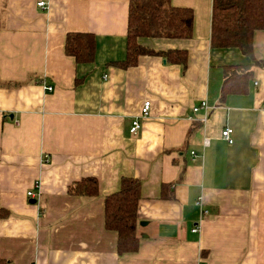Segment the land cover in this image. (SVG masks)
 Returning <instances> with one entry per match:
<instances>
[{"label": "crops", "instance_id": "0c3cea01", "mask_svg": "<svg viewBox=\"0 0 264 264\" xmlns=\"http://www.w3.org/2000/svg\"><path fill=\"white\" fill-rule=\"evenodd\" d=\"M129 3L0 0V205L10 212L0 219V264H264V69L222 100L224 68L253 62L212 48L213 0H171L193 9L191 39L139 40L186 51V67L161 55L114 64L127 56ZM77 33L95 37L92 63L66 54ZM253 44L264 60V31ZM202 101L204 121L205 111L193 114ZM85 178L97 179L98 196L70 195ZM125 178L141 182L140 243L120 255L104 206Z\"/></svg>", "mask_w": 264, "mask_h": 264}, {"label": "trees", "instance_id": "16d2710c", "mask_svg": "<svg viewBox=\"0 0 264 264\" xmlns=\"http://www.w3.org/2000/svg\"><path fill=\"white\" fill-rule=\"evenodd\" d=\"M264 31V0H213L211 12V46L215 49H239L253 65L224 68L222 100L231 94L245 93L252 80L254 67L264 69V60L254 57V34ZM194 11L174 7L171 0H130L127 29V56L117 64L124 68L136 65L141 56L161 55L169 63L186 67L188 53L184 50L159 52L140 44V39L188 40L193 37ZM96 49L92 34H70L65 50L78 64L92 63ZM199 127L200 125H196ZM167 185H164L165 187ZM171 187V184H170ZM96 178L75 182L69 194L80 197L98 196ZM141 199V182L134 178L122 180L118 192L105 199V227L117 234L118 253H134L139 248L138 208ZM10 212L0 205V219Z\"/></svg>", "mask_w": 264, "mask_h": 264}, {"label": "built area", "instance_id": "2783aa9c", "mask_svg": "<svg viewBox=\"0 0 264 264\" xmlns=\"http://www.w3.org/2000/svg\"><path fill=\"white\" fill-rule=\"evenodd\" d=\"M37 6L38 7H40V8H42V9H47L48 8V4L46 3V2H44V1H40V2H38L37 3ZM47 91H52L53 89L51 88V87H46L45 88ZM150 107H151V103L149 102V101H147V102H145V104H144V106H143V108H142V110H141V116H140V118L143 120V119H146V118H148L149 117V114H150ZM210 110H211V108L208 106V104H207V102L206 101H202L197 107H194V109H193V114L195 115V114H198L199 112H201V111H205L206 112V115H205V117H204V119L202 120V121H204V120H206L207 119V117L209 116V114H210ZM141 119H137V120H135L134 122H133V124H132V128H131V133L132 134H137L139 131H140V129H141V127H142V121H141ZM189 120L190 121H195V119H194V117L192 116V117H190L189 118ZM222 137H223V139L226 141V142H228L229 144H233L234 143V139H233V130L232 129H230V128H227V129H225L224 131H223V133H222ZM205 144L206 145H208L209 144V140H205ZM192 155L194 156V157H196V154L195 153H192ZM36 188H39V183L37 182L36 183V186H35ZM28 197L29 198H34V196H35V194H34V192L33 191H30V192H28ZM203 200L200 198L198 201H197V205H199L200 206V208H201V213H202V215L204 216V215H207V211L206 210H204L203 209ZM199 226L197 225L194 229H193V232H195V233H197V232H199Z\"/></svg>", "mask_w": 264, "mask_h": 264}]
</instances>
